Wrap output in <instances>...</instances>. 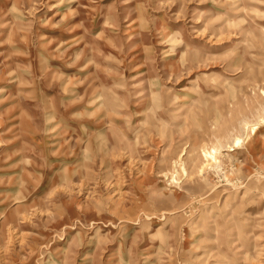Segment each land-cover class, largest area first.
Returning a JSON list of instances; mask_svg holds the SVG:
<instances>
[{
    "label": "rangeland",
    "instance_id": "obj_1",
    "mask_svg": "<svg viewBox=\"0 0 264 264\" xmlns=\"http://www.w3.org/2000/svg\"><path fill=\"white\" fill-rule=\"evenodd\" d=\"M0 264H264V0H0Z\"/></svg>",
    "mask_w": 264,
    "mask_h": 264
},
{
    "label": "bare ground",
    "instance_id": "obj_2",
    "mask_svg": "<svg viewBox=\"0 0 264 264\" xmlns=\"http://www.w3.org/2000/svg\"><path fill=\"white\" fill-rule=\"evenodd\" d=\"M255 127H253L251 129V131L254 133L255 131ZM240 141H237V144L239 143ZM217 154H218V151L217 149H211L210 152H204V155L205 157L208 159V161H214V162H217Z\"/></svg>",
    "mask_w": 264,
    "mask_h": 264
}]
</instances>
